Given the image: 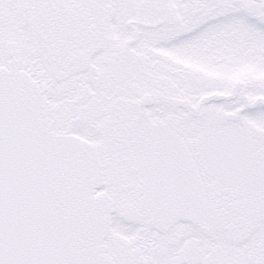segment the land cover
<instances>
[{"label": "snow or ice", "instance_id": "obj_1", "mask_svg": "<svg viewBox=\"0 0 264 264\" xmlns=\"http://www.w3.org/2000/svg\"><path fill=\"white\" fill-rule=\"evenodd\" d=\"M0 264H264V0H0Z\"/></svg>", "mask_w": 264, "mask_h": 264}]
</instances>
